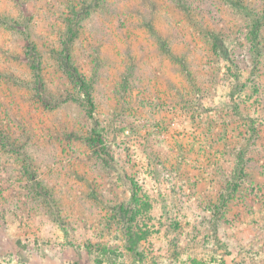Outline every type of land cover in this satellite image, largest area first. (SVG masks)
Here are the masks:
<instances>
[{
	"label": "rangeland",
	"instance_id": "374dc122",
	"mask_svg": "<svg viewBox=\"0 0 264 264\" xmlns=\"http://www.w3.org/2000/svg\"><path fill=\"white\" fill-rule=\"evenodd\" d=\"M0 264H264V0H0Z\"/></svg>",
	"mask_w": 264,
	"mask_h": 264
},
{
	"label": "trees",
	"instance_id": "16d2710c",
	"mask_svg": "<svg viewBox=\"0 0 264 264\" xmlns=\"http://www.w3.org/2000/svg\"><path fill=\"white\" fill-rule=\"evenodd\" d=\"M17 30L21 34H23L24 39H26L27 41V46H26L27 59L30 64V67L32 68V71L34 72L33 86L37 94L41 96L44 93V89H43V85L41 87L39 86L40 84H38L40 81L42 82V76L40 73L41 60H40L39 52L37 51L34 44L31 43L29 32L27 30L19 29V28H17ZM66 33H67L66 43H68L73 39L75 35L74 27L70 22L67 23ZM65 52L66 54L62 57L61 60L62 68L64 69L68 77L71 79V81H73L74 84L77 85L78 89L82 93L83 97L81 99V102H83L84 105H86L88 116L90 118H93L92 115L94 110V103L91 96V84L78 72L77 68L71 64V60H70L71 57L69 55V52L68 51ZM90 133H91V135H89L90 137L87 138L89 145L93 148H96V151L102 158H105L108 161L112 160L111 156L106 151V147L102 143L101 135L96 131V128L92 127ZM122 211L125 214H127L129 208H125ZM125 234H126V244H125L126 249L132 254L138 255L137 244H138L139 236L135 233V231H133L131 226L126 227Z\"/></svg>",
	"mask_w": 264,
	"mask_h": 264
}]
</instances>
